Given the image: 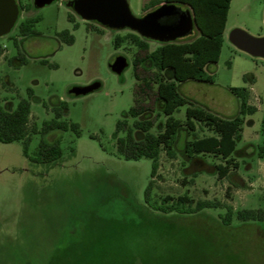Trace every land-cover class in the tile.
Returning a JSON list of instances; mask_svg holds the SVG:
<instances>
[{
	"label": "rangeland",
	"instance_id": "rangeland-1",
	"mask_svg": "<svg viewBox=\"0 0 264 264\" xmlns=\"http://www.w3.org/2000/svg\"><path fill=\"white\" fill-rule=\"evenodd\" d=\"M68 1L36 7L34 0H16L18 21L0 37L5 51L0 56V107L14 110L22 99L29 100L30 125L40 130L53 119L52 108L63 101L68 105L63 119L81 130L80 135L72 129L33 133L28 155L22 141L0 142V264H264V223L241 224L234 218L230 229L216 220L225 209H207V220L154 209L155 200L183 195L228 203L235 212L263 207L264 158L258 148L264 144V58L238 49L229 36L237 28L264 35V0L231 1L220 59L207 69L213 83L180 86L183 95L224 118L239 114L233 87L247 89L250 104L258 108L245 117L238 140L234 156L241 167L225 179L216 173L218 158L188 162L184 149L194 136L184 131L176 146L178 156L170 159L163 152L153 178L151 159L118 155L116 138L124 134H116V125L120 120L134 122L127 114L135 101L133 60L138 48L128 42L117 48L116 37L130 29L84 21ZM127 1L135 16L148 13L149 0ZM34 17L41 18L35 26L39 36L25 39L19 51L12 37L23 21ZM64 31L73 35L72 44L60 36ZM196 36L195 29L177 41ZM149 43L151 50L161 44ZM21 54L25 64L17 61ZM118 56L129 63L121 75L110 67ZM96 83L100 88L86 95L71 92ZM186 108L174 116L185 119ZM164 124L165 116L152 132L158 133ZM206 135L209 132L200 126L196 136ZM59 138V160L32 161L42 140L53 143ZM151 180V197L146 199Z\"/></svg>",
	"mask_w": 264,
	"mask_h": 264
},
{
	"label": "trees",
	"instance_id": "trees-1",
	"mask_svg": "<svg viewBox=\"0 0 264 264\" xmlns=\"http://www.w3.org/2000/svg\"><path fill=\"white\" fill-rule=\"evenodd\" d=\"M232 0H151L145 5V10L150 12L163 3H175L190 8L196 20L197 36L190 41L161 43L156 49L151 50L149 39L141 37L135 32H128L125 36L115 39L116 47L128 42L138 48L135 55L134 73L137 81L135 88V101L128 112V117L134 119L132 125L127 120H120L116 125V134L124 135L116 138V150L119 156L126 160H152L151 178L159 167L160 157L163 152L170 159L178 156L177 142L184 131L188 136H194L186 142L184 155L193 162L214 157L221 160L216 165L219 179L228 178L236 172L241 164L234 156L238 151V140L241 138L243 124L247 115H253L258 108L249 102V93L245 88H230L240 102L239 114L233 118H224L196 100L183 95L180 86L190 81L213 83V76L207 69L220 59L224 35L227 25L228 13ZM31 7L28 5L23 10ZM40 17L29 18L19 26V33L14 39L15 47L20 51V42L27 38L39 36L35 26ZM76 28V26H75ZM68 44L74 41L69 31L60 33ZM4 48L0 45V56ZM21 64L27 62L20 55ZM45 62V61H43ZM32 96V95H31ZM182 106H186V118L174 116ZM54 117L43 123L38 130L36 125L31 126V103L22 99L14 110L0 107V142L13 143L22 141L24 152L28 155V144L33 133L46 135L52 131L75 130L80 135L78 124L69 123L63 118L67 115L68 105L59 101L52 108ZM155 113V114H154ZM154 114V115H153ZM165 116V124L158 133L152 132L156 121ZM201 127L209 135L197 137L196 132ZM264 133V121H263ZM260 158H264V144L258 148ZM63 155L61 139L53 143L42 140L36 158L33 162L53 163ZM154 182L150 181L146 191V199L151 197ZM156 211L161 213H179L189 216L200 215L207 220V209H225L216 219L218 226L233 228L236 218L241 224L264 223V205L258 209H241L234 211L232 205L214 200H197L187 195L174 199L167 197L162 201L155 200ZM149 213H152L147 209Z\"/></svg>",
	"mask_w": 264,
	"mask_h": 264
},
{
	"label": "water",
	"instance_id": "water-1",
	"mask_svg": "<svg viewBox=\"0 0 264 264\" xmlns=\"http://www.w3.org/2000/svg\"><path fill=\"white\" fill-rule=\"evenodd\" d=\"M56 0H34L36 7H44ZM72 8L84 21H94L114 30L130 29L149 40L160 43L175 42L188 37L196 29V20L190 8L175 3H163L142 17L135 16L127 0H70ZM20 7L16 0H0V37L8 35L16 25ZM230 41L240 50L253 57L264 58V35L253 36L243 29H234ZM129 63L125 56H118L111 69L121 75ZM100 88L96 83L89 87H75V95H86Z\"/></svg>",
	"mask_w": 264,
	"mask_h": 264
},
{
	"label": "flooded vegetation",
	"instance_id": "flooded-vegetation-1",
	"mask_svg": "<svg viewBox=\"0 0 264 264\" xmlns=\"http://www.w3.org/2000/svg\"><path fill=\"white\" fill-rule=\"evenodd\" d=\"M25 42V40L24 41H22V42H20V45H22L21 47H23V43Z\"/></svg>",
	"mask_w": 264,
	"mask_h": 264
},
{
	"label": "crops",
	"instance_id": "crops-1",
	"mask_svg": "<svg viewBox=\"0 0 264 264\" xmlns=\"http://www.w3.org/2000/svg\"><path fill=\"white\" fill-rule=\"evenodd\" d=\"M150 1H151V0H149V2H150ZM149 2H148V3H149ZM4 53H5V51H4ZM4 53H3L2 55H4ZM2 55H1V56H2Z\"/></svg>",
	"mask_w": 264,
	"mask_h": 264
}]
</instances>
